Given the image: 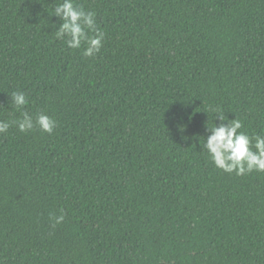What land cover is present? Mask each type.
<instances>
[{"label":"trees","instance_id":"trees-1","mask_svg":"<svg viewBox=\"0 0 264 264\" xmlns=\"http://www.w3.org/2000/svg\"><path fill=\"white\" fill-rule=\"evenodd\" d=\"M61 2L0 0V119L56 121L0 133V264H264V172L202 147L217 107L264 135V0H75L93 57Z\"/></svg>","mask_w":264,"mask_h":264},{"label":"clouds","instance_id":"clouds-1","mask_svg":"<svg viewBox=\"0 0 264 264\" xmlns=\"http://www.w3.org/2000/svg\"><path fill=\"white\" fill-rule=\"evenodd\" d=\"M62 21L54 31L57 39L64 40L67 47L81 49L85 57H93L99 53L104 40V32L96 26V13L86 11L83 6H77L75 0H62L52 10ZM93 33V35H89ZM12 105L21 111V118L15 120L0 119V133H7L8 129L15 125L20 132H30L35 127L43 132L52 133L56 127V121L45 113L32 115L23 111L28 100L22 91H14L10 94ZM215 117L220 121L219 125L206 124V130L210 132L203 142V149L207 152L214 166L227 173L235 172L236 175H244L252 171L264 172V135L254 134L249 136L239 131L243 125L237 119H228L220 108L211 109ZM52 227L64 220L63 210L59 215L51 214Z\"/></svg>","mask_w":264,"mask_h":264}]
</instances>
